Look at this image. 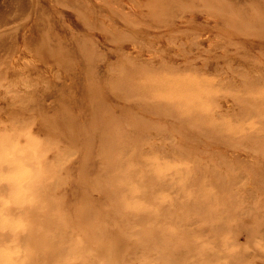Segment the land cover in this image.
I'll list each match as a JSON object with an SVG mask.
<instances>
[{
  "label": "rangeland",
  "instance_id": "obj_1",
  "mask_svg": "<svg viewBox=\"0 0 264 264\" xmlns=\"http://www.w3.org/2000/svg\"><path fill=\"white\" fill-rule=\"evenodd\" d=\"M27 222L17 264H264V0H0V262Z\"/></svg>",
  "mask_w": 264,
  "mask_h": 264
},
{
  "label": "bare ground",
  "instance_id": "obj_2",
  "mask_svg": "<svg viewBox=\"0 0 264 264\" xmlns=\"http://www.w3.org/2000/svg\"><path fill=\"white\" fill-rule=\"evenodd\" d=\"M6 167L9 168L11 167V165L7 163ZM18 170L21 173L22 167H18ZM18 170L17 168H15V171L13 173L9 172L7 175L8 177L5 180L12 179V180H15L19 184V188L12 192L13 202L25 204L24 206L26 207V209L31 210L34 207L33 206L34 203L31 200V195L33 194V192H36L39 186L36 183V181L32 179L28 180L25 176L19 175ZM24 209L25 208H23V210ZM26 224H27L26 228L22 230L21 232H18V230H14L13 228L11 229L9 227H6L4 229V231L6 230L8 234L13 236L14 239H12V241L14 242L13 244H14L15 250L12 251L9 256L6 252H3L1 256L4 258L0 262V264H11L10 259L12 260L13 264H17L18 258L15 256L14 252H16L17 253L16 255H18V252L16 251L18 249V246L25 245L28 241H30L32 238V234L30 231L32 230L33 227H35L36 225H40L42 223L33 224L32 222L30 223L27 222ZM19 225L23 229V225L21 223H19ZM27 229H28L29 234L25 232V230ZM10 231H16V232H13V234L15 233L16 235L14 236L12 233H10ZM7 233H4L1 238H5ZM41 244H42L41 240L36 239V247L31 249V255H30V258L33 259V261H35L38 256L48 255L49 253L48 250H45V251L42 250Z\"/></svg>",
  "mask_w": 264,
  "mask_h": 264
}]
</instances>
